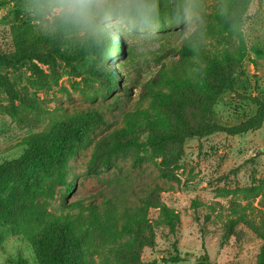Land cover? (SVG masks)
I'll return each mask as SVG.
<instances>
[{"label": "rangeland", "instance_id": "rangeland-1", "mask_svg": "<svg viewBox=\"0 0 264 264\" xmlns=\"http://www.w3.org/2000/svg\"><path fill=\"white\" fill-rule=\"evenodd\" d=\"M218 1L204 0L198 5L201 20L195 30L210 23L209 14L221 11ZM171 3L156 0L151 28L112 29L106 38L119 44L120 53L110 51L99 59L89 57L72 65L59 59L0 65V165L23 157L28 138L52 133L76 113L96 110L105 120L91 134V141L68 157L63 180L58 179L53 165L32 173L27 182L14 174L0 186V196L8 200L7 206H0V264H38L31 238L41 229L23 224L21 218L31 216L27 210L21 212L23 205L33 204L55 215L95 212L106 218L115 214L121 222L124 211L139 209L155 187L163 190L162 202L178 214L180 223L172 233L164 223V214L151 209L148 218L155 233L150 242L136 246L138 259L173 264L162 259L178 255L183 258L178 264H197L207 254L213 264L257 263L262 241L247 226L236 227L228 243H223V237L233 209L256 222L264 216V124L241 136L218 133L189 140L176 181L160 177V149H146L140 162L133 154L115 159L110 166L92 160L97 140L123 127L125 114L140 107L156 113L145 85L159 71L161 56L169 52L163 62L180 61V55L169 50L180 49L195 31L187 32L184 20L169 15ZM25 29L33 31L31 36L55 32L44 29L25 11L22 0H0V50L13 52L16 32ZM93 38L68 34L62 49L70 53ZM205 43L212 53L243 56L233 90L220 95L213 109L215 119L223 125L242 123L256 111L251 98L264 101V0H253L239 32L217 33ZM94 69L114 74L116 92L110 96L104 93L101 83L89 75ZM24 97L30 98L34 107L23 105ZM8 109L17 117L7 115ZM66 146L63 154L67 155L76 143L72 140ZM75 202H82L83 207H75ZM103 261L102 256L95 257L93 264Z\"/></svg>", "mask_w": 264, "mask_h": 264}, {"label": "trees", "instance_id": "trees-1", "mask_svg": "<svg viewBox=\"0 0 264 264\" xmlns=\"http://www.w3.org/2000/svg\"><path fill=\"white\" fill-rule=\"evenodd\" d=\"M202 1L204 0H197V4ZM181 2L182 0H172L171 8L168 9L169 15L177 21L184 20L182 10L178 12V4ZM252 2L253 0H219L221 11L208 15L210 23L196 29L184 40L180 49L169 50L174 55H180V61L163 62L170 55L169 52L159 58V71L145 85L147 92L153 96L152 108L156 113L150 114L140 107L125 114L123 127L102 136L95 143L92 156L94 164L110 166L115 159L129 154H133L136 161L140 162L146 149H160L163 151L158 164L160 177L176 181L178 164L185 154V145L189 140H202L218 133L235 137L262 128L264 101L256 97L251 98L256 111L244 122L233 126L217 122L214 104L220 95L233 90L234 76L243 56H233L226 51L212 53L205 43L209 36L217 33L239 32ZM32 34L33 31L28 29L18 30L15 50H0V65L13 66L25 61L46 59H59L72 65L89 57L99 59L110 51L121 52L118 43H113L112 39L106 37L102 41L95 38L85 40L81 46L67 53L62 45L68 34L76 33L57 30L51 36H31ZM89 75L101 83L108 96L116 92L117 82L112 72L94 69L89 71ZM31 102L28 97L22 98L26 107H34ZM5 113L11 118L17 117V113L10 109ZM104 124L102 114L96 110H86L74 114L50 134L28 138V150L23 157L0 165V186L14 174L27 182L32 173L53 165L56 166L58 179L63 180L68 157L83 149L91 141V134ZM72 140L76 143L75 150L70 148L67 155L63 154V150L67 149V142ZM162 192L160 187H155L139 209L124 211V220L121 222L115 214L106 218L95 212H90L87 216L55 215L33 204L22 206L21 212L27 210L31 216H23L21 220L25 225L41 229L31 238L38 264H93L94 258L100 256L104 258L103 264H158L157 260L145 263L138 259L136 246L150 242L153 238L154 225L148 218L151 209L160 210L164 214V223L172 233L180 223L178 214L162 202ZM7 204V197L0 196V206ZM74 206L81 208L83 203L75 202ZM248 217L237 209L232 210L223 243L234 238L236 227L247 226L262 241L256 264H264V216L260 222ZM162 261L178 264L183 258L176 255L163 258ZM197 264L213 263L205 254Z\"/></svg>", "mask_w": 264, "mask_h": 264}, {"label": "clouds", "instance_id": "clouds-1", "mask_svg": "<svg viewBox=\"0 0 264 264\" xmlns=\"http://www.w3.org/2000/svg\"><path fill=\"white\" fill-rule=\"evenodd\" d=\"M30 15L44 29L74 32L102 41L111 30L151 28L156 16V0H22ZM185 30L194 31L201 20L197 0H182Z\"/></svg>", "mask_w": 264, "mask_h": 264}]
</instances>
